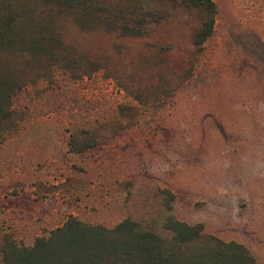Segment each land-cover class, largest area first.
<instances>
[{"label": "rangeland", "instance_id": "374dc122", "mask_svg": "<svg viewBox=\"0 0 264 264\" xmlns=\"http://www.w3.org/2000/svg\"><path fill=\"white\" fill-rule=\"evenodd\" d=\"M210 1L199 50L195 9L139 0L163 15L142 37L57 20L56 56L80 69L5 56L22 89L0 134V245L68 216L157 234L172 216L264 264V0Z\"/></svg>", "mask_w": 264, "mask_h": 264}, {"label": "trees", "instance_id": "16d2710c", "mask_svg": "<svg viewBox=\"0 0 264 264\" xmlns=\"http://www.w3.org/2000/svg\"><path fill=\"white\" fill-rule=\"evenodd\" d=\"M138 1L0 0V134L3 123L11 117V101L22 89L6 55L45 56L52 64L62 62L80 69L74 60L59 61L56 56L60 46L57 20L68 16L85 31L99 29L121 37H142L147 25L159 22L163 15L148 6L140 7ZM178 3L199 14L200 25L191 39L199 50L211 34L214 5L210 0ZM87 141L81 146L72 142V148L81 151ZM161 228L163 234L143 230L129 218L106 228L68 216L28 246L4 238L0 264H255L242 245L204 235L199 223L188 225L167 216Z\"/></svg>", "mask_w": 264, "mask_h": 264}]
</instances>
